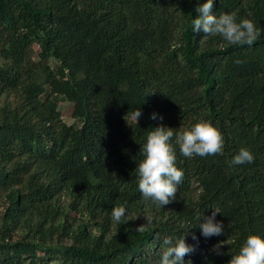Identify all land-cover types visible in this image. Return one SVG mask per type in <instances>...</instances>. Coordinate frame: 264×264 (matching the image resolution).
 <instances>
[{
  "label": "trees",
  "instance_id": "1",
  "mask_svg": "<svg viewBox=\"0 0 264 264\" xmlns=\"http://www.w3.org/2000/svg\"><path fill=\"white\" fill-rule=\"evenodd\" d=\"M205 2L0 0V264H159L163 238L186 233L185 264H227L264 236V0H214V14L254 21L252 46L194 32ZM201 118L222 131L223 154L189 159L175 145L176 199L145 203L147 133ZM241 147L254 162L231 165ZM118 204L125 223L111 217ZM211 207L224 231L206 239L197 225Z\"/></svg>",
  "mask_w": 264,
  "mask_h": 264
},
{
  "label": "clouds",
  "instance_id": "2",
  "mask_svg": "<svg viewBox=\"0 0 264 264\" xmlns=\"http://www.w3.org/2000/svg\"><path fill=\"white\" fill-rule=\"evenodd\" d=\"M213 8L214 0L198 4L196 8L198 15L191 21L194 32L202 31L204 36H220L228 44L239 46H252L258 39L260 30L253 20L249 18L238 20L234 12L214 14ZM141 115L142 111L138 108L135 112L137 123ZM151 118L157 119V114L153 113ZM159 119L162 120L163 117L160 116ZM151 129L147 133L146 142L141 147L142 159L138 162L135 172L142 200L145 203L151 202L156 207H164L176 199L178 186L183 182L184 177L183 170L176 164L175 145L179 146L180 154L189 159L194 156H214L223 154L224 136L217 125L210 119L204 118L189 127L180 128L178 132L162 123ZM252 162H254L253 153L247 147H241L230 164ZM211 208L213 209L211 215L203 216L197 225L206 239L219 236L224 231L223 222L216 219L217 214L222 212L219 208ZM126 215L125 205L118 204L112 208L111 217L115 223H125ZM145 217L147 222L139 225L136 231L143 232L152 223L151 217ZM186 237L187 233L176 238H163L159 264H185L186 255L195 250L194 246L187 242ZM224 244L220 241L213 246L212 251L217 255L222 254L221 248ZM227 264H264V236L249 234L239 250L231 254Z\"/></svg>",
  "mask_w": 264,
  "mask_h": 264
},
{
  "label": "rangeland",
  "instance_id": "3",
  "mask_svg": "<svg viewBox=\"0 0 264 264\" xmlns=\"http://www.w3.org/2000/svg\"><path fill=\"white\" fill-rule=\"evenodd\" d=\"M35 58L38 59L37 54L35 55ZM51 65L53 67L56 66V61L53 59L51 60ZM60 110L62 112L63 115V119L68 123V124H73V123H80L79 121H77L74 117H73V105L68 102V101H62L60 103ZM131 119L135 118V116L130 117Z\"/></svg>",
  "mask_w": 264,
  "mask_h": 264
}]
</instances>
